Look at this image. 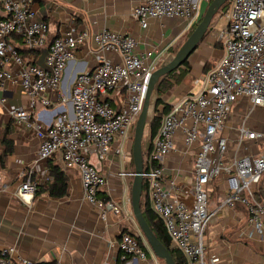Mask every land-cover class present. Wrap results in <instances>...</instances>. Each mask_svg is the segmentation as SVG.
I'll return each instance as SVG.
<instances>
[{"label":"built area","instance_id":"2783aa9c","mask_svg":"<svg viewBox=\"0 0 264 264\" xmlns=\"http://www.w3.org/2000/svg\"><path fill=\"white\" fill-rule=\"evenodd\" d=\"M37 0H0V106L17 123L34 133L39 141L40 160L60 154L67 168L77 169L84 200L96 207L103 219L108 214L120 217L124 207L99 197L108 185V177L91 159L99 163L109 158L115 138L133 145L135 126L144 104L152 73L161 59L138 50L132 34L110 30H77L71 27L47 43L48 25L37 16ZM211 0H144L133 10V17L146 29L150 19H181L185 33L195 29L203 17L202 5ZM19 39V44L14 42ZM216 42L223 55L207 71L197 93L182 96L163 116L151 143L143 144L144 180L151 208L163 223L173 248L180 251L185 264H219L217 256L207 252L205 233L214 213L209 209V185L221 179L225 195L219 209L242 207L248 233L264 235V131L250 129L246 118L255 108H264V0H232ZM96 47V64L79 73L68 91L63 81L68 66L76 60L82 46ZM47 50L44 65L32 52ZM21 51L30 52L24 55ZM119 57V61L115 59ZM19 87L29 98V108L11 107L5 93ZM123 94V95H122ZM122 96L113 106L107 97ZM62 103L50 124L35 114L41 104L51 107L53 98ZM246 100L250 110L236 129V144L246 142L261 148L259 155L229 156L232 138L228 123L234 105ZM70 105L72 113L66 108ZM181 137L184 151L194 153L193 203L187 205L177 196V178H165V161L178 151ZM124 151V150H123ZM122 147L119 152L123 153ZM132 152V148H131ZM124 154V153H123ZM122 171L119 177H134ZM20 198L35 196L50 182L33 180L31 173H20ZM2 178L0 175V184ZM133 213L129 211V215ZM121 264H160L145 239L129 231L118 242ZM16 249L0 247V264H33L15 256ZM55 264H64L57 261Z\"/></svg>","mask_w":264,"mask_h":264},{"label":"crops","instance_id":"0c3cea01","mask_svg":"<svg viewBox=\"0 0 264 264\" xmlns=\"http://www.w3.org/2000/svg\"><path fill=\"white\" fill-rule=\"evenodd\" d=\"M142 1L144 0H37L34 9L37 16L48 25V44L71 27L77 30H110L119 34H132L138 40L139 52H150L152 60L158 58L164 64L172 58L173 48L188 34L184 32L186 23L181 19H150L148 27L143 29L133 17L134 8ZM207 6L208 3L204 2L203 12ZM220 30L211 29L190 56L187 75L180 83L174 85V91L164 96L167 97V103H170V97L173 104L184 95L194 94L185 80L193 78L191 85L194 88L201 85H195L194 81L202 80L206 66H213L222 57V45L216 42ZM46 54V49L37 54L39 65H44ZM115 59L120 60L119 57ZM96 61L95 46L80 47L76 60L66 70L64 90L68 91L75 77L85 70L92 69ZM182 69L185 67L182 66ZM3 95L4 93L0 92V96ZM5 96L11 107L29 108V98L21 88L9 87ZM121 97L109 96L106 99L115 106ZM53 103L49 108H44L41 104L35 107V114L45 125L52 122L60 110L56 109L62 105L55 97ZM66 108L72 113L70 105ZM249 111L250 105L246 100L234 105L228 123L233 139L229 156L259 155L261 148L255 143L246 142L240 148L236 144V129ZM245 122L250 129L264 131V108H255ZM7 126L11 128L9 137L13 141V151L3 165L0 163V247H14L16 257L27 259L33 264H55L59 260L64 264H121L118 249L121 233L129 231L145 239L134 215H129V211L132 212L131 191L134 177L118 176L122 171L134 170L129 144L126 145L120 137L115 138L106 161L99 163L95 155L91 157L93 163L108 177L106 190L101 191L100 196L116 201L124 207V213L120 217L108 214L106 219H103L99 210L84 200L77 169L65 167L60 154L49 160H40V143L34 133L11 119L7 109L0 106V137ZM177 141L178 151L172 153L164 164L165 178H177V196L187 205H191L194 153L184 151L180 136ZM121 147L124 154L119 152ZM2 149L0 144V153ZM50 167H58L64 173L68 182V194L64 198H54L47 192L40 191L35 196L20 198V173H31L33 180L45 181L50 177L51 183L53 178L50 175ZM208 189L209 209L214 216L205 233L207 252L219 257V264H264V235L254 232L251 237L248 236L253 229L247 223V214L242 207L219 209L220 200L225 195L221 179L212 182ZM12 264L22 263L15 260Z\"/></svg>","mask_w":264,"mask_h":264},{"label":"water","instance_id":"95a60500","mask_svg":"<svg viewBox=\"0 0 264 264\" xmlns=\"http://www.w3.org/2000/svg\"><path fill=\"white\" fill-rule=\"evenodd\" d=\"M230 0H212L195 29L191 32L179 50L166 63L162 64L155 70L149 80L144 104L141 114L135 126L134 139L132 145V159L134 164V178L131 191V205L134 218L144 236L146 242L151 248L154 255L164 262V264H176L170 251L157 238L151 227L148 225L142 211V196L144 184V136L149 122V114L154 103V95L157 85L160 81L171 72L181 68L183 64L189 60L190 56L198 49L202 41L209 33L211 23L215 15Z\"/></svg>","mask_w":264,"mask_h":264},{"label":"trees","instance_id":"16d2710c","mask_svg":"<svg viewBox=\"0 0 264 264\" xmlns=\"http://www.w3.org/2000/svg\"><path fill=\"white\" fill-rule=\"evenodd\" d=\"M212 1V0H211ZM210 1V2H211ZM229 6L230 2L226 3L220 11H222V16L227 15L229 12ZM211 28L209 29L210 32ZM192 32V31H191ZM189 32L185 40L188 38V36L191 34ZM14 42L16 44H19V39L14 38ZM181 43L176 45L173 50L172 54L175 55L179 48L181 47ZM41 50H37L34 53L36 56ZM24 55H28L30 52L28 51H21ZM183 66L185 69L178 68L177 70L171 72L169 75L165 76L160 83L157 85L156 90H155V108L154 111L157 113L155 117L152 120L151 125L149 126L150 131L147 137V140L149 143L154 139L156 136L158 129L161 125V121L163 116L170 110L171 105L167 102L164 101V96L171 92L173 89L174 85L180 83L183 78L187 75L189 71V64L188 61H186ZM211 67L206 66L205 68V73L209 71ZM161 107V109L159 108ZM10 133H11V128L10 126H7V128L2 132L1 137H0V144L3 146V149L0 153V163L3 165L5 159L12 153L13 151V141L10 139ZM145 171H146V165ZM134 172V170H133ZM50 175L53 178V181L51 183H48V185L44 188H40V190L36 193V195L41 191H45L49 194V196L54 197V198H64L68 194V182L67 179L62 171L58 167H50ZM100 196V193H99ZM102 199L107 200L105 196H100ZM142 211L144 214V217L148 223V225L151 227L152 231L155 233L157 238L162 242V244L170 251L172 254L174 261L176 264H185V258L183 257L182 253L178 251L177 249L173 248L171 245V240L168 236V233L159 219V217L156 215V213L153 211L151 208L150 204V199L148 195V188H147V182L144 180L143 184V196H142Z\"/></svg>","mask_w":264,"mask_h":264},{"label":"rangeland","instance_id":"374dc122","mask_svg":"<svg viewBox=\"0 0 264 264\" xmlns=\"http://www.w3.org/2000/svg\"><path fill=\"white\" fill-rule=\"evenodd\" d=\"M230 2V6H229V8H231V6H232V0H230L229 1ZM222 11H219L216 15H215V17H214V19H213V21H212V23H211V26H210V28L211 29H213V30H220L221 28H222V26H223V24H225V17H226V15H223L222 16ZM185 42V39L183 40V41H181V44H183ZM173 57V56H172ZM212 66V64H208L207 65V68L208 67H211ZM186 82H187V85H189L188 87L189 88H191L192 90H193V92L194 93H196L197 91H200V89H201V85H199V86H197V87H193L192 85H191V83H192V81H193V78H188L187 80H185ZM174 88H175V86L173 87V89L171 90V92L172 91H174ZM167 97H164V101L165 102H167ZM170 99V105H172V97H170L169 98ZM155 102H156V100H155V96H154V103H153V106L151 107V110H150V114H149V122L151 121V120H153V118L155 117V115H157V113H155V111H154V108H155ZM175 103V102H174ZM173 103V104H174ZM160 109H161V107H159ZM150 127H149V125L147 126V128H146V132H145V136H144V145L146 144V141H147V137H148V134H149V131H150V129H149ZM131 148L132 147H130L129 149L131 150ZM161 264H164V262H161Z\"/></svg>","mask_w":264,"mask_h":264}]
</instances>
